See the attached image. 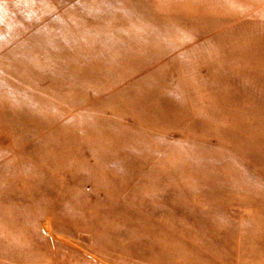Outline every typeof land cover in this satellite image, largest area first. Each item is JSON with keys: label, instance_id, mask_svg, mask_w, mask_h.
I'll return each instance as SVG.
<instances>
[{"label": "rangeland", "instance_id": "obj_1", "mask_svg": "<svg viewBox=\"0 0 264 264\" xmlns=\"http://www.w3.org/2000/svg\"><path fill=\"white\" fill-rule=\"evenodd\" d=\"M0 264H264V0H0Z\"/></svg>", "mask_w": 264, "mask_h": 264}]
</instances>
